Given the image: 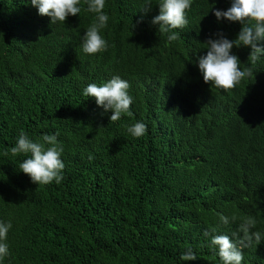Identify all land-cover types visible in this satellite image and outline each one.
Wrapping results in <instances>:
<instances>
[{"label": "trees", "instance_id": "16d2710c", "mask_svg": "<svg viewBox=\"0 0 264 264\" xmlns=\"http://www.w3.org/2000/svg\"><path fill=\"white\" fill-rule=\"evenodd\" d=\"M140 2L106 0L108 47L88 55L92 14L51 24L30 0H0V221L12 224L0 264H220L212 235L231 236L249 215L264 231V59L234 88L211 86L195 61L212 33L241 30L214 15L231 0H193L174 42L150 24L158 5ZM232 51L248 65L250 48ZM117 74L134 102L111 122L81 91ZM136 121L147 126L139 138L127 132ZM21 131L58 133L59 183L19 170L27 156L10 148ZM188 248L195 261L180 260ZM242 264H264V243Z\"/></svg>", "mask_w": 264, "mask_h": 264}, {"label": "clouds", "instance_id": "9594fccd", "mask_svg": "<svg viewBox=\"0 0 264 264\" xmlns=\"http://www.w3.org/2000/svg\"><path fill=\"white\" fill-rule=\"evenodd\" d=\"M30 3L38 10L39 15L50 17L51 24L64 23L69 16H77L82 11L92 14V22L81 38L82 52L95 55L107 50L108 42L103 35L110 19L105 11L106 0H84L83 4L82 0H30ZM192 3L193 0H141L140 10L147 12L154 4L158 5L159 13L152 17L150 24L157 28L161 36L166 37L167 42H174L180 35L177 30L184 29L189 24L187 13ZM214 15L217 21L227 19L230 22H239L242 28L234 39H229L223 30L212 33L203 43L206 53L198 54L195 63L205 83L228 90L245 78H250L253 75V66L264 59V0H231L230 7L226 10L215 9ZM234 47L250 48L247 66H243L239 56L233 53ZM129 90V81L117 74L107 81L88 83L82 88L81 95L87 99L94 97L97 106L103 113L111 112L109 119L115 122L123 114L130 112L134 97ZM146 131L147 126L142 121H136L127 127V132L135 138L143 136ZM10 152L13 156H27L19 162L18 168L33 183L46 185L62 180L65 168L62 159L64 148L58 141V133H45L38 140H34L28 133L21 131ZM237 220L235 214L219 215V223L223 225ZM256 225L257 220L253 216H243L239 218L238 231L231 236L224 233L211 236L210 247L218 256L220 264H242L245 248L264 243V231L255 230ZM11 227L10 222L0 221V261L9 255L7 236ZM238 233L243 235L238 236ZM196 259V252L191 248L180 254L182 261Z\"/></svg>", "mask_w": 264, "mask_h": 264}]
</instances>
